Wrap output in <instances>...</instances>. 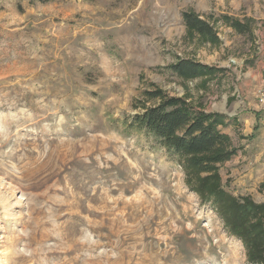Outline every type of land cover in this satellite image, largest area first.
<instances>
[{
  "label": "rangeland",
  "instance_id": "rangeland-1",
  "mask_svg": "<svg viewBox=\"0 0 264 264\" xmlns=\"http://www.w3.org/2000/svg\"><path fill=\"white\" fill-rule=\"evenodd\" d=\"M180 58L222 71L186 79ZM151 91L222 114L233 154L200 172L131 127L162 101ZM251 203L264 207V0H0V264H264L226 220Z\"/></svg>",
  "mask_w": 264,
  "mask_h": 264
},
{
  "label": "trees",
  "instance_id": "trees-1",
  "mask_svg": "<svg viewBox=\"0 0 264 264\" xmlns=\"http://www.w3.org/2000/svg\"><path fill=\"white\" fill-rule=\"evenodd\" d=\"M183 18L186 27L193 32L211 40L217 38L213 26L197 14L185 12ZM229 23L239 32L249 31V27L240 21L231 20ZM170 69L186 79L214 76L222 71L186 58L178 59ZM148 94L151 98H162V101L136 114L129 124L131 127L145 130L160 146L176 154L178 160L190 158L192 165L200 172H213L216 164L226 161L233 154L228 148V135L219 128L225 118L222 114L207 113L192 106L185 98L168 96L162 91H151ZM232 203L233 200L227 201L223 213L229 211L228 206ZM232 210H235L234 216L226 217V220L233 226L232 231L247 243L250 261L264 262V207L258 208L251 203L240 209L233 207ZM238 211L251 212V217L246 218Z\"/></svg>",
  "mask_w": 264,
  "mask_h": 264
}]
</instances>
